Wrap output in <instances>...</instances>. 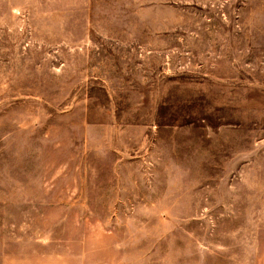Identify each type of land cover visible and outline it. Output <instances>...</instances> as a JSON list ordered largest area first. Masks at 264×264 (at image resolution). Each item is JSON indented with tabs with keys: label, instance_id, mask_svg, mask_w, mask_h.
<instances>
[{
	"label": "rangeland",
	"instance_id": "374dc122",
	"mask_svg": "<svg viewBox=\"0 0 264 264\" xmlns=\"http://www.w3.org/2000/svg\"><path fill=\"white\" fill-rule=\"evenodd\" d=\"M242 236L264 246V0H0L12 263L184 264Z\"/></svg>",
	"mask_w": 264,
	"mask_h": 264
},
{
	"label": "crops",
	"instance_id": "0c3cea01",
	"mask_svg": "<svg viewBox=\"0 0 264 264\" xmlns=\"http://www.w3.org/2000/svg\"><path fill=\"white\" fill-rule=\"evenodd\" d=\"M240 235H243V232ZM246 239L244 236L236 237L233 244L222 248L196 246L192 248L193 261L184 264H264V246L259 244L260 239L257 240L256 246L248 245ZM0 244V264H182L180 262L169 263L165 260L161 262L123 263L110 259L106 261L105 258L101 257L97 258L96 263H91L88 261V256L81 254L74 257L73 262L67 263L66 259L58 261L56 258L43 256L37 252H33L31 257L27 256V258L12 263L8 246H5L3 242Z\"/></svg>",
	"mask_w": 264,
	"mask_h": 264
}]
</instances>
